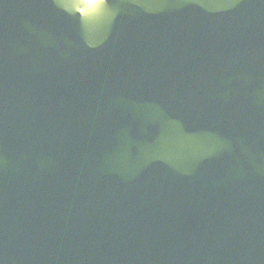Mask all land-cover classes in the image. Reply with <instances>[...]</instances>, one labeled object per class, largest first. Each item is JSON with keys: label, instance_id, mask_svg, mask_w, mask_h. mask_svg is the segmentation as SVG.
Segmentation results:
<instances>
[{"label": "water", "instance_id": "water-1", "mask_svg": "<svg viewBox=\"0 0 264 264\" xmlns=\"http://www.w3.org/2000/svg\"><path fill=\"white\" fill-rule=\"evenodd\" d=\"M0 264H264V0H0Z\"/></svg>", "mask_w": 264, "mask_h": 264}, {"label": "snow or ice", "instance_id": "snow-or-ice-1", "mask_svg": "<svg viewBox=\"0 0 264 264\" xmlns=\"http://www.w3.org/2000/svg\"><path fill=\"white\" fill-rule=\"evenodd\" d=\"M92 2H95V0H92Z\"/></svg>", "mask_w": 264, "mask_h": 264}]
</instances>
